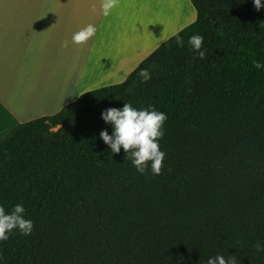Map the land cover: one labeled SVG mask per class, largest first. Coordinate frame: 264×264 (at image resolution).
I'll return each instance as SVG.
<instances>
[{"label":"trees","instance_id":"1","mask_svg":"<svg viewBox=\"0 0 264 264\" xmlns=\"http://www.w3.org/2000/svg\"><path fill=\"white\" fill-rule=\"evenodd\" d=\"M191 2L196 21L124 82L0 142V205L21 203L34 224L0 243L5 264H264V71L252 66L264 58V8ZM192 35L203 36L204 59ZM124 103L167 114L160 175L138 173L101 140L111 134L102 110Z\"/></svg>","mask_w":264,"mask_h":264},{"label":"crops","instance_id":"2","mask_svg":"<svg viewBox=\"0 0 264 264\" xmlns=\"http://www.w3.org/2000/svg\"><path fill=\"white\" fill-rule=\"evenodd\" d=\"M103 2L0 0V142L18 125L107 87L84 91L88 64H114L100 71L120 84L180 26L197 19L191 0H116L107 16ZM88 24L95 35L73 43L72 35Z\"/></svg>","mask_w":264,"mask_h":264},{"label":"clouds","instance_id":"3","mask_svg":"<svg viewBox=\"0 0 264 264\" xmlns=\"http://www.w3.org/2000/svg\"><path fill=\"white\" fill-rule=\"evenodd\" d=\"M257 11L264 8V0H252ZM116 6V0H104L102 10L105 16ZM94 25L88 24L78 32L72 35V42L81 44L86 42L96 33ZM203 36L192 35L188 38V44L196 52L200 59L206 56V49L202 47ZM177 44L183 46V40L177 38ZM67 46V41L63 42ZM255 69L264 71V58L252 61ZM139 76L141 82L151 79L147 69H141ZM101 119L105 124L110 125L111 134L107 129L101 130L99 136L101 140L109 147L112 153H120L123 148L126 158L131 159L132 165L140 174L150 171L152 175H160L163 161L166 153L160 148V140L164 137V124L167 120V114L155 110L153 106L137 109L130 103H124L122 107H109L101 112ZM34 229L33 221L25 218V208L21 203H16L10 211L0 205V243L8 241L14 234V230L24 236L32 234ZM257 252H264V243L255 244ZM0 264H5V259L0 256ZM207 264H236L235 256H229L227 259L223 255L210 257Z\"/></svg>","mask_w":264,"mask_h":264},{"label":"rangeland","instance_id":"4","mask_svg":"<svg viewBox=\"0 0 264 264\" xmlns=\"http://www.w3.org/2000/svg\"><path fill=\"white\" fill-rule=\"evenodd\" d=\"M197 18V17H196ZM196 21V20H195ZM194 21V22H195ZM186 22V21H185ZM194 22H192L191 24H193ZM183 24V23H182ZM185 24V23H184ZM189 24V23H188ZM190 24V25H191ZM189 25H187L186 27H188ZM186 27H179L180 28V30L178 31V33L179 32H181L183 29H185ZM178 33H176V34H178ZM175 34V35H176ZM175 35H173V36H175ZM169 40V39H168ZM167 41V40H166ZM166 41H164L163 43H165ZM162 43V44H163ZM161 44V45H162ZM160 45V46H161ZM159 46V47H160ZM158 47V48H159ZM157 50V49H156ZM155 50V51H156ZM114 65V64H113ZM113 65H90V64H88V70H86L87 71V74H88V78H85V82H84V91H86V90H89L90 88H91V86L92 85H94V86H98V85H100V84H105V86L107 85V86H111L115 81H113V79H111V78H107V76H109V75H107L106 73H104V72H102V71H100L102 68H103V66H106V68L107 67H109V66H113ZM116 66V65H115ZM130 67H132V66H136L135 64H130L129 65ZM101 68V69H100ZM117 79L116 80H119V78L118 77H116ZM118 82V81H117ZM109 84H111V85H109ZM119 84V83H118ZM102 88V87H101ZM97 89H99V88H97ZM97 89H94V90H97ZM85 93V92H84ZM83 93V94H84Z\"/></svg>","mask_w":264,"mask_h":264}]
</instances>
